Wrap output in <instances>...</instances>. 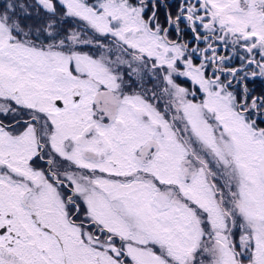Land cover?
<instances>
[{
  "label": "snow or ice",
  "instance_id": "1",
  "mask_svg": "<svg viewBox=\"0 0 264 264\" xmlns=\"http://www.w3.org/2000/svg\"><path fill=\"white\" fill-rule=\"evenodd\" d=\"M0 264H264V0H0Z\"/></svg>",
  "mask_w": 264,
  "mask_h": 264
},
{
  "label": "trees",
  "instance_id": "2",
  "mask_svg": "<svg viewBox=\"0 0 264 264\" xmlns=\"http://www.w3.org/2000/svg\"><path fill=\"white\" fill-rule=\"evenodd\" d=\"M161 18L163 19V16H161Z\"/></svg>",
  "mask_w": 264,
  "mask_h": 264
},
{
  "label": "flooded vegetation",
  "instance_id": "3",
  "mask_svg": "<svg viewBox=\"0 0 264 264\" xmlns=\"http://www.w3.org/2000/svg\"><path fill=\"white\" fill-rule=\"evenodd\" d=\"M162 19V18H161ZM203 46V45H202Z\"/></svg>",
  "mask_w": 264,
  "mask_h": 264
},
{
  "label": "rangeland",
  "instance_id": "4",
  "mask_svg": "<svg viewBox=\"0 0 264 264\" xmlns=\"http://www.w3.org/2000/svg\"><path fill=\"white\" fill-rule=\"evenodd\" d=\"M202 46V45H201Z\"/></svg>",
  "mask_w": 264,
  "mask_h": 264
}]
</instances>
